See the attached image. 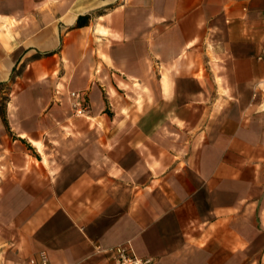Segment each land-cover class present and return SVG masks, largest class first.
I'll list each match as a JSON object with an SVG mask.
<instances>
[{"label":"crops","instance_id":"obj_1","mask_svg":"<svg viewBox=\"0 0 264 264\" xmlns=\"http://www.w3.org/2000/svg\"><path fill=\"white\" fill-rule=\"evenodd\" d=\"M4 89L8 168L51 191L11 210L0 264H264V0H0Z\"/></svg>","mask_w":264,"mask_h":264},{"label":"rangeland","instance_id":"obj_2","mask_svg":"<svg viewBox=\"0 0 264 264\" xmlns=\"http://www.w3.org/2000/svg\"><path fill=\"white\" fill-rule=\"evenodd\" d=\"M7 89L0 90V234L7 232V230L11 227L12 218L10 216L11 210L17 209L25 204L26 206L33 201L28 200L29 194H41L42 199L46 198L51 189L49 184V171L42 170L41 173V181L37 183L39 180V175L33 172L31 173L29 169H10L8 168V163L15 160H20V157H14L12 153H10L7 149L8 142L10 143V134H8L9 127L8 123L2 120L3 115L5 114V104L7 100ZM66 142H63V144ZM3 145L4 147H2ZM49 145V146H48ZM52 145H57L55 138L49 137L45 139V146H47L44 150L41 151V157L43 162L48 164L50 159L55 160L56 157L61 160H65L67 154H58L50 152V147ZM29 153L33 154L34 151L31 147H28ZM52 157V158H51ZM19 172V173H18ZM48 176V177H47ZM18 178L21 180V184H17ZM34 178H36V184H34ZM23 182V183H22ZM25 193L26 199L25 201L15 200L16 195L18 193Z\"/></svg>","mask_w":264,"mask_h":264},{"label":"built area","instance_id":"obj_3","mask_svg":"<svg viewBox=\"0 0 264 264\" xmlns=\"http://www.w3.org/2000/svg\"><path fill=\"white\" fill-rule=\"evenodd\" d=\"M70 111L75 116H85L89 110L86 96L83 91L71 90L68 92ZM106 251L111 255L113 264H152L150 257L136 255L128 244H118L107 248ZM9 264V263H4ZM25 264H53L47 254L40 251L36 256L31 257Z\"/></svg>","mask_w":264,"mask_h":264}]
</instances>
